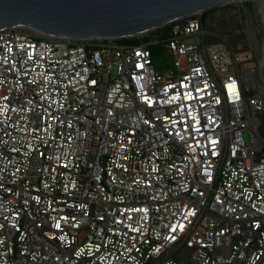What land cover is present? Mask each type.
<instances>
[{"label":"built area","instance_id":"obj_1","mask_svg":"<svg viewBox=\"0 0 264 264\" xmlns=\"http://www.w3.org/2000/svg\"><path fill=\"white\" fill-rule=\"evenodd\" d=\"M198 15L162 70L153 38L0 29V264H264V93Z\"/></svg>","mask_w":264,"mask_h":264},{"label":"water","instance_id":"obj_2","mask_svg":"<svg viewBox=\"0 0 264 264\" xmlns=\"http://www.w3.org/2000/svg\"><path fill=\"white\" fill-rule=\"evenodd\" d=\"M245 0H0V29L70 38H127Z\"/></svg>","mask_w":264,"mask_h":264},{"label":"trees","instance_id":"obj_3","mask_svg":"<svg viewBox=\"0 0 264 264\" xmlns=\"http://www.w3.org/2000/svg\"><path fill=\"white\" fill-rule=\"evenodd\" d=\"M228 8L237 9V12H235V14L237 16L245 18L247 8L252 14L254 7L253 3L248 0L246 1V4H241L238 2L237 4L231 3L208 9L204 13L198 15L201 19L203 29L218 33L219 35L227 39V41H229V43L235 47L241 45L243 49H249L250 42L247 39L245 32L242 31L240 23H235L234 25L228 24L229 21L227 20V18H225L224 13H222L221 15H217L215 13L216 11H224ZM171 25L172 23H169L141 35L127 38H119V41L124 43L138 44L142 41H147L152 38L155 39L156 42L151 45L154 55V65L157 69L162 70L163 68L167 67L170 63L171 53L168 51L165 45L167 43L166 39L168 38ZM209 40L217 41V38L211 37L209 38ZM260 133L264 137V119L262 127L260 129ZM192 251L193 250L187 247L186 244L181 243L170 249L166 255L182 262L188 260V258L191 256ZM155 263V261H149L147 264Z\"/></svg>","mask_w":264,"mask_h":264},{"label":"rangeland","instance_id":"obj_4","mask_svg":"<svg viewBox=\"0 0 264 264\" xmlns=\"http://www.w3.org/2000/svg\"><path fill=\"white\" fill-rule=\"evenodd\" d=\"M246 1H240L241 4H246ZM253 3V12L246 10L245 18L237 16L235 12L237 9L228 8L224 11L219 10L215 13L221 15L224 13L225 18L229 21L228 24L240 23L242 31L245 32L247 39L249 40V49L253 55V62L257 68L256 73L254 74L252 87H257L264 93V72L261 67V59L264 55V1L263 0H250ZM245 2V3H244ZM238 2H235L237 4ZM231 25V26H233ZM216 35H219L216 32H213ZM221 36V35H219ZM222 37V36H221ZM189 42H194L195 38H189ZM241 46V45H239ZM252 73V68L248 67L245 69V74ZM257 89V90H259Z\"/></svg>","mask_w":264,"mask_h":264},{"label":"snow or ice","instance_id":"obj_5","mask_svg":"<svg viewBox=\"0 0 264 264\" xmlns=\"http://www.w3.org/2000/svg\"><path fill=\"white\" fill-rule=\"evenodd\" d=\"M198 90V89H197Z\"/></svg>","mask_w":264,"mask_h":264}]
</instances>
